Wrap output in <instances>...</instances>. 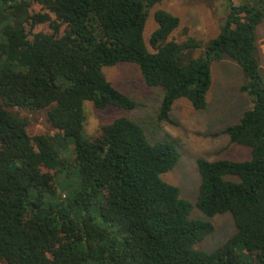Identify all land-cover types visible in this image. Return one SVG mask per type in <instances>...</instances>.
I'll list each match as a JSON object with an SVG mask.
<instances>
[{
	"label": "trees",
	"instance_id": "trees-1",
	"mask_svg": "<svg viewBox=\"0 0 264 264\" xmlns=\"http://www.w3.org/2000/svg\"><path fill=\"white\" fill-rule=\"evenodd\" d=\"M160 1L0 0V96L7 106L0 103V264H245L244 253L264 264V73L257 40L264 0H227L222 31L205 44L172 38L181 20L159 8L150 50L144 29ZM224 56L240 65L241 90L252 106L221 132L249 147L252 158L198 160L197 206L208 216L231 213L237 228L206 251L196 244L214 224L192 218L193 204L162 177L180 160L175 143L152 141L128 117L87 134L85 101L99 109L137 107L104 72L135 63L148 86L163 90L158 119L171 121L180 99L207 107L212 64ZM8 107L48 108L50 124L73 139L71 159L61 155L58 133L32 134L27 119ZM69 168L81 189L45 206V192H54L57 174Z\"/></svg>",
	"mask_w": 264,
	"mask_h": 264
},
{
	"label": "rangeland",
	"instance_id": "rangeland-1",
	"mask_svg": "<svg viewBox=\"0 0 264 264\" xmlns=\"http://www.w3.org/2000/svg\"><path fill=\"white\" fill-rule=\"evenodd\" d=\"M159 8L172 12L181 20L179 27L172 33V38L183 41L189 37H195L205 44L222 31L229 11V3L227 0H162L156 3L150 10L144 29V39L150 50H153L150 38L157 27L154 12ZM257 40L258 57L264 73V21L257 27ZM202 53L203 48L193 51L194 56ZM104 72L115 87L129 94L138 102V105L134 109L113 105L99 109L93 102L85 101L86 133L91 134L98 126L111 123L116 118L128 117L142 124L152 141L174 142L180 152V160L162 177L165 181L179 187L181 196L193 204L192 218L208 220L214 224V231L197 243L196 248L206 251L215 250L226 242L237 228L231 213L208 216L197 206L201 183L198 160L201 158L210 161L252 158L249 147L232 143L229 136L221 132L226 126L239 122L243 112L252 106L251 97L241 90L245 75L240 65L228 56L214 62L212 64L213 82L208 93L207 107L198 110L186 99H180L174 105L171 121L158 119L163 90L161 87L148 86L137 64L119 62L105 67ZM0 103L5 105L1 96ZM8 108L27 119L32 134L58 133L59 151L64 158L71 159L74 152L73 139L65 137L63 132L50 124L47 118L48 108L40 110ZM228 178L238 179L236 176ZM55 186L54 192H45L43 197L45 206L54 205L60 199L72 198L74 193L82 187L79 175L73 168H69L65 174L58 173ZM90 211L98 221L102 220L95 204H92ZM249 257V254H243L245 264H253Z\"/></svg>",
	"mask_w": 264,
	"mask_h": 264
}]
</instances>
